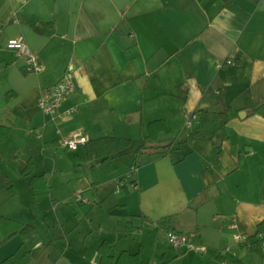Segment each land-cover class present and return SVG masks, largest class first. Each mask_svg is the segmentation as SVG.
I'll list each match as a JSON object with an SVG mask.
<instances>
[{
	"label": "crops",
	"instance_id": "crops-1",
	"mask_svg": "<svg viewBox=\"0 0 264 264\" xmlns=\"http://www.w3.org/2000/svg\"><path fill=\"white\" fill-rule=\"evenodd\" d=\"M17 35L43 68L26 72L22 58L1 50L0 123L11 125L19 145L14 160L32 156L50 194L36 200L30 176L2 168L19 202L4 206L10 196L0 189V214L35 229L2 243L0 260L24 244L30 253L20 264H101L105 240L115 256L140 251L143 264L152 256L171 264L191 251L194 264H264L233 237L235 230L257 234L264 221V113L244 107L246 89L264 102V0H0V41ZM227 58L233 63L220 66ZM70 64L76 89L54 115L44 113L39 99ZM228 106L222 125L218 113ZM156 118L176 140L136 153L142 123ZM74 129L87 139L115 135L133 143L117 154L111 173L101 159L87 158L84 143L71 149L72 169L86 171V180L62 190L57 143ZM194 129L198 136L189 138ZM92 168L101 178L96 191ZM77 192L84 200L73 198ZM54 220L70 228L64 238H53ZM168 230L206 250L173 248Z\"/></svg>",
	"mask_w": 264,
	"mask_h": 264
},
{
	"label": "trees",
	"instance_id": "trees-1",
	"mask_svg": "<svg viewBox=\"0 0 264 264\" xmlns=\"http://www.w3.org/2000/svg\"><path fill=\"white\" fill-rule=\"evenodd\" d=\"M244 107L248 109V113H264V102L258 103L250 89H246L244 94ZM231 107L218 113L221 124L224 125L229 119L228 112ZM170 127L164 118H156L142 123V142L137 146L135 152L156 151L162 148H168L171 142L161 144L159 139L162 134L168 133ZM198 136L197 130L189 132V138ZM133 140L129 137H120L115 135H104L94 138H89L84 142L86 155L88 159H101L103 167L107 173H111L116 169L115 159L117 154L129 149L132 146ZM19 145L11 137V125L0 123V159L9 161L17 158ZM161 152H165L161 150ZM78 157V155H76ZM138 164L135 161L134 167ZM35 159L29 156L21 165L20 173L24 176H30V185L32 186L34 197L39 200L43 195L50 194V186L44 174H35ZM93 171L92 188L96 191L101 182L100 175L95 168ZM0 189L6 190L9 194H17V187L14 179L7 174L0 164ZM54 201H57L53 197ZM35 229V225L29 222H24L16 218L0 214V230L2 238L0 245L9 240L16 234L24 235ZM70 232V228L59 224L57 220L53 222V238H64ZM264 234V221L259 223L257 234ZM257 234L248 235L249 250L258 253L264 257L260 239ZM111 245L107 241H103L99 245L100 262L101 264H143L140 251L131 253L127 250H121L117 256L110 253ZM30 253V249L21 244L16 251L9 254L0 260V264H20ZM241 263V260H238Z\"/></svg>",
	"mask_w": 264,
	"mask_h": 264
},
{
	"label": "built area",
	"instance_id": "built-area-1",
	"mask_svg": "<svg viewBox=\"0 0 264 264\" xmlns=\"http://www.w3.org/2000/svg\"><path fill=\"white\" fill-rule=\"evenodd\" d=\"M3 48H7L14 52L17 57L23 59V69L26 72H38L42 70L43 65L39 56L29 47L22 35L10 37L4 44L0 41V53ZM233 63L232 58H227L223 64ZM76 89L75 81V70L72 64L69 65L64 76L58 80L54 85L49 87L46 92L39 99V107L41 110L50 115H54L64 99L71 94ZM77 110V106L68 108L65 111V114H72ZM87 140L86 135L78 129L63 134L58 139L59 144L62 146L76 150L80 144H83ZM73 198L78 201L84 200V197L81 193L77 192L74 194ZM230 227L236 228L237 223L234 217L231 218L229 223ZM233 237L236 242L249 245L248 235L241 233L237 230L233 232ZM261 242L262 250H264V234H261L259 237ZM167 239L169 244L178 250H188V249H197L204 251L206 246L203 244L194 243L187 233L177 231V230H168ZM264 261V257H263Z\"/></svg>",
	"mask_w": 264,
	"mask_h": 264
},
{
	"label": "rangeland",
	"instance_id": "rangeland-1",
	"mask_svg": "<svg viewBox=\"0 0 264 264\" xmlns=\"http://www.w3.org/2000/svg\"><path fill=\"white\" fill-rule=\"evenodd\" d=\"M177 138V133H172L171 131H169L168 133H164L161 135L160 139H159V142L162 144L164 143V141H175ZM172 144V142H171ZM58 146L62 147L60 150L61 152L63 153V159H64V162H65V166H64V172L61 173L59 175V187L62 189V190H68L70 187H74L77 185V187H79V185L81 186L82 183L85 182L86 180V171H81L78 173L75 172L74 169H72L74 166L73 162H74V154L75 153H70L69 151H72L71 149L69 148H66L64 146H62L61 144H59V142L57 143ZM165 149V148H164ZM23 157V155H21ZM124 158H130V156H126ZM0 164L2 166V168L7 172V169H10L11 168V171H13L14 175H20V168H21V165H22V160H12L10 162H6L4 161L3 159H0ZM8 164H10L11 166L9 167ZM122 170H126L127 169V165L122 162ZM7 166L9 168H7ZM78 180L80 182H78ZM20 183V182H19ZM21 185V184H20ZM106 187L108 188H112L113 189V186H112V183H109ZM2 192H5V194H9L6 190H2ZM63 192V191H62ZM91 195V193H90ZM10 197H8V200H4L3 201V204L4 206H10V205H15L19 202V197L18 196H11V194H9ZM6 198V197H5ZM42 198V197H41ZM48 200L47 201V205L46 207L48 209H50L51 207L53 208V206L51 205V202L49 201L48 198L50 197H46ZM95 207L97 208V206L95 205ZM51 208V212L53 211ZM165 246V245H164ZM191 253L193 254V251H191L190 253H188L187 257L184 258V257H180L179 259H176L174 260L171 264H194L195 260H188V257L191 256ZM197 260V259H196ZM24 261V260H23ZM161 261L160 260H155L154 257L152 256V258L150 259V261L147 263V264H160Z\"/></svg>",
	"mask_w": 264,
	"mask_h": 264
}]
</instances>
